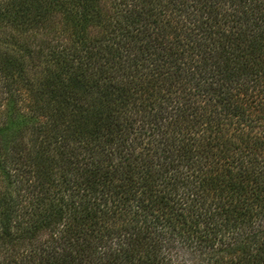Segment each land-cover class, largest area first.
Masks as SVG:
<instances>
[{"label": "trees", "instance_id": "obj_1", "mask_svg": "<svg viewBox=\"0 0 264 264\" xmlns=\"http://www.w3.org/2000/svg\"><path fill=\"white\" fill-rule=\"evenodd\" d=\"M0 264H264V0H0Z\"/></svg>", "mask_w": 264, "mask_h": 264}]
</instances>
